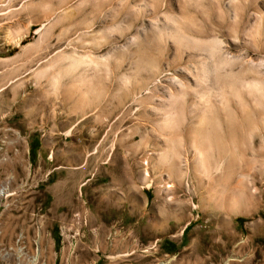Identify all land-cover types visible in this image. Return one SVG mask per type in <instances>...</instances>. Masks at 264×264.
<instances>
[{
  "label": "rangeland",
  "instance_id": "obj_1",
  "mask_svg": "<svg viewBox=\"0 0 264 264\" xmlns=\"http://www.w3.org/2000/svg\"><path fill=\"white\" fill-rule=\"evenodd\" d=\"M262 17L264 0H0V33L43 34L68 64L51 79L75 83L74 101H43L47 136L19 138L20 115L0 112V264H264V129L236 128L232 179L195 178L189 161L196 107L218 131L221 112L236 127L242 105L249 124L264 115L242 86L257 63L264 79ZM232 191L235 210L212 200Z\"/></svg>",
  "mask_w": 264,
  "mask_h": 264
},
{
  "label": "crops",
  "instance_id": "obj_2",
  "mask_svg": "<svg viewBox=\"0 0 264 264\" xmlns=\"http://www.w3.org/2000/svg\"><path fill=\"white\" fill-rule=\"evenodd\" d=\"M39 27L35 31H40ZM50 47L51 41L43 34L28 36L18 28L0 33V112L20 115L13 125L19 138H38L45 128H57L54 111V122L51 117L44 118L45 101H74V81L63 79L56 85L51 79L50 66L65 72L68 64L57 63ZM14 101L34 103L16 105Z\"/></svg>",
  "mask_w": 264,
  "mask_h": 264
},
{
  "label": "bare ground",
  "instance_id": "obj_3",
  "mask_svg": "<svg viewBox=\"0 0 264 264\" xmlns=\"http://www.w3.org/2000/svg\"><path fill=\"white\" fill-rule=\"evenodd\" d=\"M102 1V0H100ZM107 1V0H106ZM244 1V0H243ZM259 1V0H258ZM98 2V1H97ZM253 2V1H252ZM102 3V2H101ZM244 3V2H243ZM257 4V3H256ZM258 5V4H257ZM149 6V5H148ZM254 6V5H253ZM259 7V6H258ZM172 10V9H171ZM254 10V9H253ZM174 12V11H173ZM261 12V10H260ZM170 13V12H169ZM172 13V12H171ZM170 13V14H171ZM175 13V12H174ZM173 14V13H172ZM183 14V13H182ZM185 14V13H184ZM183 14V16H184ZM179 17H182L181 14ZM186 18V16H184ZM183 17V19H184ZM264 17H262L263 19ZM179 19V18H178ZM182 19V18H181ZM261 19V18H260ZM177 20V19H176ZM264 20V19H263ZM185 21V20H184ZM177 22V21H175ZM182 22V21H181ZM261 22V21H260ZM178 23V22H177ZM176 24V23H175ZM180 25V24H179ZM182 26V24H181ZM187 28V27H186ZM182 30V28H181ZM183 31V30H182ZM170 35V34H169ZM174 35V34H173ZM168 36V35H167ZM172 36V35H171ZM172 38V37H171ZM215 39V38H214ZM20 41V40H19ZM216 41V40H215ZM214 41V42H215ZM220 42V41H219ZM217 43V42H216ZM215 43V44H216ZM216 47V46H215ZM219 47H221V45H219ZM217 47V48H219ZM220 51V50H219ZM196 57V56H195ZM191 58V57H190ZM194 58V57H193ZM224 58V57H222ZM221 58V59H222ZM68 59H70V63H71V68L73 70H75L77 67L81 66V65H86V66H96V61L94 59H91L90 57H78L76 55H69L68 56ZM198 59V58H197ZM226 59V57H225ZM231 59V58H230ZM201 60V59H200ZM229 60V58H228ZM105 61V60H104ZM200 62V61H199ZM223 62V59L221 60V63L222 64ZM224 62H227L226 60ZM252 62V61H250ZM54 63V62H53ZM98 63V62H97ZM204 63V61H202V64ZM206 63V62H205ZM261 63V62H259ZM229 64V63H228ZM232 64V63H231ZM263 64V63H262ZM261 64V65H262ZM223 65V64H222ZM222 65H219V67H221ZM225 65V64H224ZM98 66V65H97ZM226 66V65H225ZM232 65H230L231 67ZM254 67H256L255 65H253ZM224 67V66H223ZM222 67V68H223ZM252 67V66H251ZM252 67L253 69L255 70H252L251 68V71H250V74H253L252 76L255 77L251 80L248 79V81H243L242 82V86L243 88H245V90H247L249 93L248 94H255L257 97H260L264 98V79L262 78L261 76V72L259 73L258 70H259V64L257 63V69ZM262 67V66H261ZM227 68V67H225ZM263 68V67H262ZM248 70V69H247ZM246 70V71H247ZM71 71V70H70ZM241 71H243V69H241ZM260 71V70H259ZM248 73V72H247ZM246 73V75H247ZM233 74V73H231ZM243 74V73H242ZM207 75V74H206ZM245 75V78H247ZM228 76H230L228 74ZM240 76V75H239ZM243 76V75H241ZM244 77V76H243ZM251 77V76H250ZM242 78V77H241ZM238 79V78H237ZM240 79V78H239ZM238 79V80H239ZM52 80H53V83L57 85L58 83V80L56 77H52ZM126 80V79H125ZM182 81V80H181ZM241 82V80H239ZM136 82V80H135ZM154 82V81H153ZM180 83V82H179ZM182 83V82H181ZM127 84V82H126ZM232 84V83H231ZM229 84V90L230 87H232L233 85ZM234 84V82H233ZM238 84V82H237ZM182 85V84H181ZM180 85V86H181ZM225 85V84H224ZM227 86V85H226ZM235 87L236 84H235ZM180 88V87H178ZM241 88V87H240ZM181 90V89H180ZM235 90V89H234ZM179 91V90H178ZM186 91V90H184ZM244 91V90H243ZM224 92V91H223ZM229 94L231 93L230 91H228ZM234 92V91H233ZM232 92V93H233ZM236 92V91H235ZM234 92V93H235ZM174 93V92H173ZM172 93V94H173ZM188 92L186 91V94ZM171 94L170 97H173ZM177 94H182V93H178ZM184 94V93H183ZM247 94V92H246ZM247 94V96H248ZM176 95V94H175ZM197 95V94H196ZM195 95V96H196ZM235 95L237 96V94L235 93ZM242 95V94H241ZM199 95H197L198 97ZM240 96V95H239ZM176 97V96H175ZM187 97V95H186ZM200 97V96H199ZM198 97V99H200ZM231 97H233V95H231ZM255 97V96H253ZM256 97V99H257ZM183 98V97H182ZM206 98V97H205ZM204 98V99H205ZM230 98V97H229ZM250 98V97H249ZM197 98H195L196 100ZM203 99V100H204ZM233 99V98H232ZM236 99V97H235ZM234 99V100H235ZM238 99V97H237ZM242 99V98H241ZM239 98V100H241ZM255 98L253 100H256ZM174 100V99H173ZM230 100V99H228ZM232 100V101H234ZM245 100V99H244ZM259 100V99H258ZM251 101V100H250ZM200 102H202L200 100ZM199 102V103H200ZM204 102V101H203ZM239 102V101H238ZM247 102V101H245ZM259 101H257L258 103ZM256 103V104H257ZM254 104V103H252ZM259 104V103H258ZM245 106V105H244ZM246 107V106H245ZM240 106L239 108V111L237 112L238 114V126L236 127V125L233 123V118L231 119L230 115L224 113V112H221L220 113V117L219 119L221 120L220 121V125H219V131H218V128L216 130V127L218 126H215L216 124H214V126L212 125V123L210 122V120L213 118L212 116V113H210L209 109H207V106L202 105V106H198L196 107L195 111L196 113L198 114V121H199V125H200V133H199V136L197 137V140L194 139H191V142H190V154H191V157H189V161L191 163V168H192V173H193V176L195 178H200V179H206L209 181L211 180H214V177L212 176V171L215 170L217 173L220 172V178L221 179H229L232 175H233V160L235 158H237L239 155H241V151H239V148H240V143L238 142V140L235 138L236 136L234 135V132L236 130V128L238 130H243L245 128H247V133L249 132V130H255V131H263L264 129V115L261 114L259 115V118L257 119V121L255 122H250L251 124H249L247 122L248 120V115H247V110L246 108ZM253 107H255V105H253ZM260 107V106H259ZM238 108V107H237ZM250 108V107H249ZM256 108V107H255ZM248 109V108H247ZM252 111V110H251ZM255 111V110H254ZM257 112V111H256ZM251 113V112H250ZM230 114V113H229ZM236 114V113H235ZM253 114V113H252ZM250 116V115H249ZM218 118V117H217ZM237 118V117H236ZM253 118H255L253 116ZM251 119V118H249ZM237 120V119H236ZM250 121V120H249ZM174 124V123H173ZM237 124V123H236ZM163 131L164 130H169L170 128H172V123H171V119L169 117V115H163L162 116V119H161V126H160ZM72 130H69L67 133H66V136L70 135ZM171 131V130H170ZM167 132V131H166ZM172 133V132H171ZM236 133V132H235ZM257 134V133H256ZM259 134H261L259 132ZM215 135L217 137H219V141L216 140L214 137ZM219 135V136H218ZM258 135V134H257ZM263 138V137H262ZM170 141H164V144L163 146H165V148L169 151H172V148L174 147L171 143H169ZM216 146V150L214 152V154H216L217 156V163L214 165V166H211L208 164V158L210 157L209 156V153L212 151V149H214V147ZM174 150V148H173ZM174 152V151H173ZM172 153V152H171ZM165 154V153H164ZM190 156V155H189ZM166 157H164V160H165ZM240 158V157H238ZM161 161V160H160ZM168 162V161H167ZM145 165H147V163H145ZM170 165V164H169ZM171 170L174 171V167H171L170 168ZM219 171V172H218ZM172 172V171H171ZM174 173V172H172ZM212 173V174H211ZM174 177L176 178H179L178 175H176L175 173L173 174ZM147 173H145V178H147ZM181 177V175H179ZM194 178V179H195ZM219 178V177H218ZM180 179V178H179ZM178 179V180H179ZM232 179V177H231ZM11 179L8 180V183L10 182ZM216 180V179H215ZM219 180V179H218ZM146 187H149V184L146 186ZM171 188H172V185H168L166 183V193L168 191H171ZM7 189V188H6ZM255 191L254 188H251L250 189V194H253ZM217 192H215V196H216ZM168 195V194H167ZM217 197V196H216ZM7 198V195L5 193V190L4 188L0 189V202L3 200V199H6ZM212 200L214 202H216V204L220 203L221 205H223L225 202H227L226 204H224L225 206H227L228 208H230V210H235L239 207V200H241L239 198V195L235 192L232 191V193L228 196V195H223V196H220L218 199L213 197ZM216 200V201H215ZM223 203V204H222ZM219 205V204H218ZM223 205V206H224ZM37 244L39 245V240L36 241ZM39 255V253H38ZM38 258V257H37Z\"/></svg>",
  "mask_w": 264,
  "mask_h": 264
}]
</instances>
